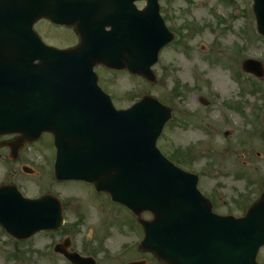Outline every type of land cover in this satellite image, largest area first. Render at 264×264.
I'll return each mask as SVG.
<instances>
[{
	"label": "water",
	"instance_id": "1",
	"mask_svg": "<svg viewBox=\"0 0 264 264\" xmlns=\"http://www.w3.org/2000/svg\"><path fill=\"white\" fill-rule=\"evenodd\" d=\"M147 1L136 24L113 25L108 33L102 31L106 24H81L82 44L74 50L59 51L39 39L26 45L0 42V136L21 134L11 145L17 151L51 133L56 179L93 183L133 211L145 232L141 250L154 253L162 264H258L264 202L244 218L214 214L197 189L198 178L175 167L157 148L171 110L145 97L131 109L117 111L98 86L94 67L99 64L155 81L151 67L172 36L160 19L159 0ZM254 1L258 31L264 35V0ZM88 5L94 8L90 2L82 7ZM123 30L130 35L121 37ZM124 39L129 56L112 59L115 55L105 49ZM244 70L262 74L249 64ZM145 211L153 214L152 221L140 219ZM62 223L58 200H28L15 187L0 188V224L14 238L57 230ZM68 246L59 245L56 252L73 264H95L69 254Z\"/></svg>",
	"mask_w": 264,
	"mask_h": 264
},
{
	"label": "rangeland",
	"instance_id": "2",
	"mask_svg": "<svg viewBox=\"0 0 264 264\" xmlns=\"http://www.w3.org/2000/svg\"><path fill=\"white\" fill-rule=\"evenodd\" d=\"M163 5L167 25L178 36L154 68L157 83L100 70L103 87L118 109L129 108L144 95L171 108L172 118L158 141L161 152L169 160L175 152H188L193 169L187 171L199 175V188L212 200L214 211L242 216L264 193V78L241 70L240 49L264 65V38L248 10L252 1L165 0ZM24 151V160L16 162L0 148V185L14 184L29 198L55 195L62 200L65 224L20 242L0 227V264H71L54 253L55 245L67 239L72 252L91 256L97 264H160L133 248L143 234L129 210L91 185L55 181L50 137ZM23 165L33 174L23 173ZM258 261L264 264V249Z\"/></svg>",
	"mask_w": 264,
	"mask_h": 264
},
{
	"label": "flooded vegetation",
	"instance_id": "3",
	"mask_svg": "<svg viewBox=\"0 0 264 264\" xmlns=\"http://www.w3.org/2000/svg\"><path fill=\"white\" fill-rule=\"evenodd\" d=\"M102 7V1H99ZM107 13L110 23L115 24L117 20L123 19L126 15H132V9L136 12V9L140 11L142 9L141 1L132 0H106ZM46 0H0V28L3 29L5 26H9L12 29H22V34L17 33L16 37L22 41V44L28 43V38H24L27 35L24 34V27L29 26V17L26 15L30 14V9L36 12L39 16H45L50 13V8ZM78 0H57L54 7L57 13L63 12L65 18H71V20L63 21V24H53L50 20L45 17L31 16L33 29L40 35L41 39L48 45L57 47L59 49H69L77 46L80 41V37L77 34V28L79 22L75 15L76 6ZM94 6V5H92ZM93 7H91L92 9ZM33 12V13H34ZM41 12V15H40ZM75 16V17H74ZM74 18V19H73ZM92 20V12L88 14V21ZM108 30L111 27L107 28ZM22 38V39H19ZM19 43V42H16ZM15 136L3 137L0 139L2 142H8L15 140ZM10 154L9 149H3Z\"/></svg>",
	"mask_w": 264,
	"mask_h": 264
},
{
	"label": "trees",
	"instance_id": "4",
	"mask_svg": "<svg viewBox=\"0 0 264 264\" xmlns=\"http://www.w3.org/2000/svg\"><path fill=\"white\" fill-rule=\"evenodd\" d=\"M186 155H188V153H187ZM180 163L184 164L185 162H181V161H180Z\"/></svg>",
	"mask_w": 264,
	"mask_h": 264
}]
</instances>
